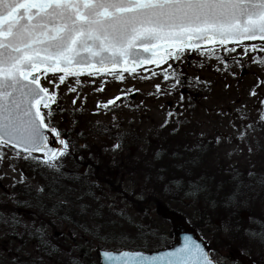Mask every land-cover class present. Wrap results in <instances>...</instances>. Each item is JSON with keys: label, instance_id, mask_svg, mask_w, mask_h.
<instances>
[{"label": "snow or ice", "instance_id": "obj_1", "mask_svg": "<svg viewBox=\"0 0 264 264\" xmlns=\"http://www.w3.org/2000/svg\"><path fill=\"white\" fill-rule=\"evenodd\" d=\"M246 41H259L260 44H245ZM218 48L229 54L241 48L243 56L249 52H264V0H0V165L7 160L10 169L16 172L17 165L23 161L34 170H45L52 174L49 191H57V185L67 176L65 160L73 155L74 147L70 133L67 130L62 132L57 122V116L65 111L59 103L57 90L68 77H75L77 84L80 83L79 77L85 74H111L123 80L124 76L117 69L134 74L137 66L145 63L160 66L170 60L179 62L187 59L189 53L208 59L214 57L223 63L226 57L216 55ZM233 60L241 63L236 57ZM253 62L264 64V60L257 61L255 57ZM198 66L203 69L205 65L199 63ZM244 67L241 64V68ZM57 73L62 74L57 77ZM155 75L153 72L152 76ZM163 75L165 79L175 80L173 89L178 90L186 82L189 87L194 86L191 79H182L185 74L179 64L175 67L169 65ZM195 81L209 86L208 81L199 76ZM260 83L264 84V81ZM156 90L161 91L159 84ZM69 91L75 92L76 89L69 87ZM252 95L257 93L253 91ZM77 99L79 97L72 103L76 104ZM120 99L116 96L97 107L108 109ZM179 99L184 100L183 94ZM260 103L264 106V101ZM167 126L165 121L161 128ZM179 130L174 126L170 134L175 135ZM219 142L217 138L216 143ZM80 147L88 146L82 144ZM120 147L117 143L113 149ZM164 155L157 152L156 158L162 159ZM172 156L178 157L179 154L173 152ZM198 163L199 157L194 156L176 167L183 169L187 164ZM6 176L7 173L0 175V181ZM249 176L254 173L249 172ZM206 180L203 177L199 184L188 188L190 199L210 194L211 188ZM233 182L236 187L225 200L229 207L239 204L240 188L244 187L238 171H234ZM17 185L28 194L32 191L23 171L20 179L13 178L8 187ZM222 188L223 185L218 186V190ZM168 190L184 191L185 186L177 181ZM44 192L45 187H40L37 195L42 196ZM84 195L94 197L91 192ZM8 198L17 206H27V202L17 200L15 194ZM208 203L213 208L217 206L214 200L209 199ZM81 207L83 214L91 205L82 204ZM55 208L53 206V213ZM118 215L123 217L124 214ZM93 217L102 219L101 209L94 210ZM0 223L13 229L22 225L29 236L37 240L39 251L49 257L61 254L42 226L30 229L17 215L4 213H0ZM82 229L95 239L108 238L102 227L91 229L82 225ZM108 235L124 239L127 234ZM248 236L250 240L264 243V232L249 231ZM102 256L110 264H219L206 246L192 237H185L180 247L160 256L130 251H121L119 255L103 251ZM34 264H42V260ZM69 264L83 262L73 257Z\"/></svg>", "mask_w": 264, "mask_h": 264}, {"label": "rangeland", "instance_id": "obj_2", "mask_svg": "<svg viewBox=\"0 0 264 264\" xmlns=\"http://www.w3.org/2000/svg\"><path fill=\"white\" fill-rule=\"evenodd\" d=\"M252 43H256L258 46L260 44L259 41L245 42V44ZM231 46L232 45H228V47ZM241 53V48H237V51L231 54L225 53L223 50L218 48L216 55L226 57V60L223 63L216 60L214 57L212 59H208L196 53H189L187 54V59L183 61L174 62L170 60L167 64H161L160 66L150 64L137 68L134 74L121 71V74L124 76L123 80H120L111 74L97 76H88L85 74L79 77L80 83L77 84L75 77H68L65 83L60 85L57 90L59 103L65 110L57 116L58 125L61 127L62 131L64 129H68L67 131L70 133L71 139L74 143V147L72 149L73 153H77L78 151L82 152L83 149L80 145L83 144V141H85V139L91 141L95 137L101 138L100 145L102 146L104 144L105 146L101 148L104 152H106V145H108V143L112 140L108 137L111 135L110 131L119 129V126L124 127L126 125H131L130 127H132L136 132L132 138L131 136L128 138L127 143L123 144L120 150L123 154L128 156L130 153H133V158L131 157L132 161L140 163L144 167L148 163H152V159L148 160V157L149 155L153 156L155 154L159 145L158 140L156 139V137H158L156 136L157 131L156 128L153 129V127L158 126V129L165 121L175 119L176 114L174 111L176 107H180L182 110L187 112L190 104L188 102L192 101L195 94L200 97L197 100L199 102L197 106H209L211 108L222 106L223 108H226L227 106L236 103L233 101L238 100L240 101L239 106L248 105L249 108V111L242 112V117L244 115L243 120L250 121L255 117L256 111L250 108V106H253L254 100H256L252 95V92H260L263 90L261 87L255 85V83L257 80H264V64L254 63L253 57H255L257 61L264 60V52H249L247 56H243ZM233 57H236V59L240 60L241 63L237 64L233 60ZM199 63H204L205 66L203 69L199 68ZM177 64H179L185 74L182 79L185 81L191 79L194 86L189 87L186 82L183 87H178L177 90L172 88V84L175 83L174 79H165L163 71L168 69L169 65L175 67ZM241 64L245 65L243 69L241 68ZM216 69H220V71H216ZM153 72L156 73L155 76H152ZM61 74L62 73H57L56 75L58 77ZM51 75L52 74L49 73V76ZM197 76H199L201 80L208 81L209 86L206 87L203 84L197 83L195 81V77ZM142 77L151 78L144 79ZM41 83L42 85L45 84L43 77L41 79ZM157 84L160 85V92H157L156 90ZM69 87L75 88L76 91L70 92ZM100 88H103V91H98ZM181 94H183L184 98L188 96L190 101H182L183 103L179 101ZM116 96L121 97V99L116 102V105H110L108 109L97 107L98 104H105ZM76 97H79V99L76 100V104H73L72 101ZM169 113H173V115L169 116ZM203 114L204 113L200 112V115ZM229 118L230 117L227 118L228 121L230 120ZM90 126L95 128V133L92 132L94 134L90 133L91 131L88 129ZM161 129L164 132H167L170 128L168 126ZM219 130L222 133H226L229 137L235 135L232 132L233 129H230L227 126L221 125ZM107 131L109 132L107 134L108 136H106L105 133ZM80 133H83V136H81ZM243 135V138L246 142H248V145H244L242 150L236 151L235 149H232L229 153L228 150L230 149L226 148L228 154L223 156L222 164L229 169L227 171V175L220 176L224 182L225 180L228 181L227 177L232 176L234 171H251L255 158L258 156L249 151V149H252L253 147L251 142L252 140H247L250 138H248L249 136H247L246 133ZM260 154L262 153L260 152ZM79 157L80 156L76 155L75 158L71 157L68 159L65 164L66 167H74L77 162L75 159ZM72 159H74L75 162H72ZM261 165L264 167V162H262ZM76 168L77 170H80L81 166ZM71 170L73 171L74 169ZM21 171H23L24 176L27 177V182L31 184L32 189L35 191H37L43 184L49 185L52 178L51 173L45 170H34L31 165L25 164L22 161H20L17 165V171L13 172L6 160L2 165H0V175L7 173V176L0 182L7 188V190H12V188L8 186L12 184L13 178L17 180L20 179ZM175 172L180 175L176 170ZM255 194V192L252 195L250 194L251 197L248 195L244 196V198H248L247 202L242 203L243 205L240 204L241 206L238 208V215L241 216L239 217L242 220H248L252 217L250 216L251 214L254 215V217L256 214H264V201L255 196ZM159 205L163 208L171 210L170 208H167L168 205ZM203 205L204 204L202 202L199 203L198 206H202L201 208L203 209ZM182 206L186 209L184 213L185 215L179 214V216L186 227L194 229L196 232L201 231L207 234L213 232V226H211V228L206 226L205 223L199 219V217H196V213L198 214V212L195 211V204L193 201L186 202ZM93 210L94 208L90 207L86 213L82 214V209L71 207V211L77 215H75V218L84 219V223L92 229H100L102 227L101 225H105L108 228L106 227L105 230L102 229L103 232L108 231L109 233L116 234L121 232L125 234L128 233L125 231V229H127V225H125V223L119 224L115 221L116 223L114 224L107 223L106 225L105 222L110 220V218H113L114 215L104 214L102 215V219H98L93 217ZM103 216L109 218H104ZM94 220H98V222ZM215 223L221 228L220 231L215 232L218 238L216 245L219 248L218 250L223 254V257L224 255L226 256L224 258H220L221 260L229 261V257H227L229 251L231 249H238L241 247H239L235 242L233 243L232 241L225 240L224 243L226 242V244L228 243L229 245L231 243L233 244L231 248L223 249L220 238L228 239V237L225 235V228L223 222L220 220V217L215 218ZM68 230L72 231L71 229ZM78 234L80 233L76 232L75 235L79 237ZM2 237L3 235H0V248L3 249V246H1ZM85 239L87 238L85 237ZM114 239L115 240L113 241H109L108 244L121 247L139 243L133 240L130 241L129 239H118V237H115ZM77 240H79V245L76 244L77 242L73 239H67L66 244L73 245L74 242L76 244L75 246H82L83 248L85 246L88 247L86 248L88 251H85L82 247H80V249L77 250V253L79 254L85 253L90 255L91 253L96 252L94 247V249L90 247L92 243L89 240H87V242H82L80 237ZM64 246L68 249V246ZM98 246L99 245H95V247ZM232 251L233 253L235 252L234 250ZM5 255L10 256L7 251L5 252Z\"/></svg>", "mask_w": 264, "mask_h": 264}, {"label": "flooded vegetation", "instance_id": "obj_3", "mask_svg": "<svg viewBox=\"0 0 264 264\" xmlns=\"http://www.w3.org/2000/svg\"><path fill=\"white\" fill-rule=\"evenodd\" d=\"M260 81L264 80H257L255 85L261 87L263 90L260 92L256 91L257 95L254 96L256 100H254L253 106H250L256 113L255 117L250 121L243 120L244 115L242 117L243 111H249L248 105L239 106L240 101L238 100L233 101L236 103L226 108L222 106L214 108L209 106L201 107L197 106L199 103L197 100L200 97L195 94L192 101H190L188 96L183 100L186 102L190 101L188 102L190 103L188 111L185 112L182 108L176 107L174 111L176 114L175 119L167 122L172 125V128L175 126L180 129L174 136V144L172 146L173 152L179 154L178 157H173L175 164H185V162L189 161L192 157H199V163L197 165L187 164L182 169L190 176L227 173L229 168L227 169V167L222 164L223 156L228 154L226 148L230 149L228 150L229 153L232 149L236 151L242 150L244 145H248V142L243 138V134L246 133L247 136H249L248 138H250L247 140H252L253 147L251 152L258 155L255 158L252 170L249 171L254 173L253 191L256 193L255 196L264 201V183H260L261 180H264V167L261 165L262 162H264V144H262L264 143V119H261V117L264 116V106L260 103L264 101V84H261ZM200 112L204 114L200 115ZM228 117H230L229 121L227 120ZM221 125L233 129L232 132L235 135L229 137L226 133L220 132L219 127ZM249 125H251V127H249ZM130 126L131 125H126L124 127L119 126V129L110 131V136L106 135L112 139L110 143L106 145V149H110L109 151L104 152L101 148L105 147L104 144L102 146L100 145L101 138L95 137L91 141L87 139L83 141V144H86L88 147L82 148V152L78 151L77 153H73V156L71 155L66 158H75L76 155L83 156L84 159H80L79 157V161L75 163L77 166H81L79 172L82 174L87 176L93 173L105 174L104 177L101 176V181L103 183H86L80 186L84 192H91L94 194V197L91 196L94 199L87 201L76 198V200H72L70 203L75 208L80 209H82V204L91 205L92 208L101 209L102 215H114V219L110 221L114 220V222L116 221L119 224L125 223L128 229H125V231L128 233H126L127 237L124 239L139 242L138 244H129L126 246L140 248L154 247L157 245V241L164 238L165 232H168L171 237L172 241L170 244H172L176 240L174 232L178 224H181V229L183 230L196 231L185 226L179 213L163 208L159 203L146 199L147 191L150 188L149 185L126 180V176L121 172V169L123 167L127 169L124 160L127 158L132 159L133 153H130V156L125 155L121 152L120 148L123 144L127 143L128 138L130 136L132 138L136 132ZM157 127H153V129L156 128L157 133L163 131L161 127L158 129ZM217 138H219V143H216ZM117 143H119L121 147L114 150L113 146ZM201 146L203 151H201ZM189 149L192 151H189ZM260 152L262 154H260ZM97 154L99 158L108 160L107 167H98V164L94 167L91 159H96ZM180 169L181 168H179V170ZM69 171L72 173V170ZM238 172L241 175L249 176L247 170ZM90 180L88 179V181ZM41 187H45V192L42 196H38L37 191L34 189H32L30 194L26 193L24 188L20 185L12 188V190H7L0 182V213H4L5 215H17L22 220L23 224L29 225L30 229L40 228L42 226L46 229L50 242L59 247L61 254L49 257L46 253L39 251L37 248V240L30 237L22 225L15 229L4 225V228L0 230V235H3L1 246H3L4 251L16 257L17 260L23 262V264H34V262L41 260L42 264H63V249L65 252L71 251L69 248L63 247V239H73L76 241L79 237L83 238L85 236L82 234H78L79 237L73 235V231H69L68 229L70 228L68 227L63 231V207H60V205H63V180L57 185L58 190L55 192L49 191L48 186L45 184ZM12 194H15L16 199L22 203L27 202V206H17L14 204L8 198ZM141 197L143 198L141 199ZM53 206H56L55 213L52 211ZM121 212L124 214L123 217L118 215V213ZM167 212L170 214L172 213V217L168 216L166 214ZM256 218L258 221L264 220V214H259ZM110 221L107 222L109 223ZM107 222H105L106 225ZM101 226L104 227L103 225ZM196 233L199 234L198 232ZM108 234H106L108 239L115 240V237ZM120 248H124V246ZM232 250L235 252L233 253ZM227 255L229 261L221 260V258L226 256L224 255L223 257L220 251L214 258L217 262L222 264H264V243L253 241L251 247H248L247 244H243L241 248L231 249ZM24 261L27 263H24Z\"/></svg>", "mask_w": 264, "mask_h": 264}, {"label": "trees", "instance_id": "obj_4", "mask_svg": "<svg viewBox=\"0 0 264 264\" xmlns=\"http://www.w3.org/2000/svg\"><path fill=\"white\" fill-rule=\"evenodd\" d=\"M174 120V119H173ZM172 121V120H168ZM169 128L172 130V125L168 124ZM167 126V127H168ZM60 130L62 131L61 127L58 125ZM91 128V130H90ZM90 133L95 131V128H92L91 126L88 127ZM87 129V130H88ZM167 130V132L161 131L159 133H156V139L159 142L158 148L156 149L157 151L155 154L152 155H147L148 160L152 159V163H148L144 167L140 163H136L132 161V159H125L124 162L127 166L126 168H122L121 172L125 174L126 180L129 182H134V183H140V184H147L150 186L149 190L147 191V197L146 199L152 201V202H157L159 204L163 205H168L167 208H170L172 211L177 212L181 215H185L186 209L182 206L186 202H194L195 204V211L198 212L196 213V217H199L202 222L205 223L206 226H213V232L207 234L205 232H198L208 243L212 257H215L216 254L219 251L217 247V234L215 233L216 231H220L221 228L219 225H216L215 223V218H219L223 222L224 228L227 227V231L225 232V235H227L228 239L225 238H220L221 239V245L223 249H229L232 247V244L235 242L239 247H242L243 244H247L248 247L252 246V242L254 240H250L248 233L249 231L251 232H264V220L258 221L255 215H250L248 220H242L240 215H238V208L241 206L240 204L247 202L248 198H244L245 195H248L249 197L250 194L252 195L254 193L253 188H254V182H253V176H247V175H241V179L243 181L244 187L240 188V193L241 195L239 196V204L234 207H229L226 205V197L229 193L233 191V189L236 187V184L233 182V175L227 177L228 181L225 180L223 181L220 176L227 175V173L223 174H210L209 176L206 175H189L185 173L184 170L176 167L175 161H173V144H174V136L171 135V130ZM101 130V129H100ZM88 131V132H89ZM63 132V131H62ZM74 133V132H73ZM95 133V132H94ZM92 133V134H94ZM102 133V132H101ZM104 133V132H103ZM106 135L108 134V131L105 132ZM104 133V134H105ZM76 134V133H75ZM100 134V132H99ZM157 152H163L165 155L163 156L162 159H157L156 158V153ZM89 155V154H88ZM79 156V155H78ZM130 156V155H129ZM81 157V156H80ZM68 159L65 160V164ZM75 161H79L78 158L75 159ZM74 159H72V162H75ZM91 161L94 164V167H107L108 166V160L99 158L98 154L96 159H91ZM23 162V161H22ZM25 163V162H24ZM27 164V163H25ZM85 164V161H84ZM175 164V165H174ZM78 167L75 165L74 167H64V171L67 173V176L63 179V231L65 228H70L73 233L79 232L80 234L84 235L85 237L81 238L82 242H87L89 240L92 244L90 247H94L96 252L89 254H79L77 253V249H79L82 246H75L76 244L73 242V245L71 244H66V240L63 239V247L64 245L68 246V248L71 250L70 252H65L63 249V264H69V261L73 258L76 257L77 259L81 260L83 264H101L99 254H98V249L99 248H106V249H121L120 247L113 246L111 244H108L109 241H113L112 239H106V240H98L95 239L94 237L85 234V232L82 229V225H86L84 223V219H76L75 218V213L71 211V207L73 208L74 206L71 205L70 201L81 199L83 196V200H90L94 199L91 196H86L84 195L86 192L83 191V189L80 186H83L86 183H103L101 181V176L104 177V175L101 174H92L90 176H87L85 174H82L77 170ZM89 167V166H88ZM91 167V166H90ZM71 169H74L72 173L69 171ZM177 172H179L180 175H178ZM52 177V176H51ZM203 177H206L207 180L205 181L209 187L211 188L210 194L207 196H200L199 199H190L187 195V190L190 186H194L196 184H199L201 182V179ZM88 179L90 181H88ZM217 179V180H215ZM231 180V181H230ZM181 182L185 186L184 191H169L170 186H174L175 182ZM53 183L52 178L50 180L49 185ZM46 185V184H45ZM47 184V186H49ZM223 185L222 189L218 190V186ZM214 200L216 201L217 206L215 208L211 207V205L208 203V200ZM203 202V209L201 208L202 206H198L199 203ZM243 205V204H242ZM75 208V207H74ZM96 210V208H94ZM93 210V211H94ZM108 215V214H107ZM188 215V214H187ZM186 215V216H187ZM77 216V215H76ZM240 216V217H239ZM104 218H109L106 216H103ZM114 218H110L112 220ZM107 220V221H110ZM79 221V222H78ZM98 221V220H94ZM78 222V223H77ZM108 223V222H107ZM3 223H0V230L4 228ZM89 227V226H88ZM107 226L104 225L102 228L103 230L106 229ZM91 228V227H89ZM108 228V227H107ZM92 229V228H91ZM112 232V231H110ZM105 234H108V231L104 232ZM110 234V233H109ZM231 238V239H230ZM84 239V240H83ZM70 240V239H69ZM232 241L230 245L224 241ZM172 241L171 237L169 236L168 232H165V236L162 240L157 241V245L154 247H149V248H140V247H131V246H124V248H129V249H140L143 251H151L154 249H158L161 247L168 246L170 242ZM77 244L79 245V240H76ZM70 245V246H69ZM95 245H99L98 247H95ZM111 245V246H110ZM83 248V247H82ZM87 246L83 248V250L88 251ZM93 248V249H94ZM0 248V264H23V262H20L17 260L16 257L14 256H7L5 255L4 249ZM90 249V248H89ZM222 250V249H220ZM91 252V250H90ZM24 263H27L24 261Z\"/></svg>", "mask_w": 264, "mask_h": 264}, {"label": "water", "instance_id": "obj_5", "mask_svg": "<svg viewBox=\"0 0 264 264\" xmlns=\"http://www.w3.org/2000/svg\"><path fill=\"white\" fill-rule=\"evenodd\" d=\"M150 65V63H145L141 66H137V68H141L143 66H147ZM154 65V64H153ZM117 71H122L120 69H117ZM168 216L172 217V213H166ZM175 235H176V240L175 242H173L170 246L164 247V248H160V249H156L150 252H146V251H142V250H133V249H120V250H112V249H99V257L101 259V264H110L109 261L105 260L102 256L103 251H111L116 253L117 255H119V253L121 251H130V252H143L145 254V256H160L162 253L165 252H171L173 251L175 248L180 247L185 240V237H192L193 239L197 240L198 242L202 243L203 245L206 246V250H208L210 252V248L207 245L206 242H204L205 240L203 238H201L196 232L193 231H189V230H183L181 229V224H178L176 226V230H175ZM222 264V263H219Z\"/></svg>", "mask_w": 264, "mask_h": 264}]
</instances>
